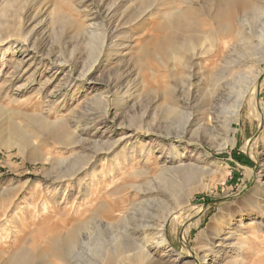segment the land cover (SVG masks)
<instances>
[{
  "label": "rangeland",
  "instance_id": "obj_1",
  "mask_svg": "<svg viewBox=\"0 0 264 264\" xmlns=\"http://www.w3.org/2000/svg\"><path fill=\"white\" fill-rule=\"evenodd\" d=\"M8 1L0 0V39H2L0 42V84L4 80L9 81L5 85L7 95L4 100H0V106L6 107L2 108V112L7 114L8 118L16 119L13 110L28 113L48 111L51 119L55 120L67 113L77 115L85 109L90 111L88 115L89 118L93 117L94 123L87 120L83 123L86 125L82 127L84 129L82 137L90 141H84L80 145L71 147L72 149L54 145L52 155L55 158L72 160L77 155L89 156V153L95 149L91 141L104 143L108 139L124 137L125 140L120 143L119 148L125 146L129 139L132 142L139 141L136 146L134 144L136 150L134 158H137L141 153L144 159H135L134 167L138 170L145 169L152 187L163 192L161 200L159 199V202L155 200L150 206L151 211L159 216L164 208H173L178 202H182L180 213L183 216L185 213L189 214L195 211L198 207L204 208L201 215L202 226L199 230L191 231L186 249L183 248L180 241L181 229L177 226L178 231H175L172 222L173 216L168 218L165 225L166 236L175 251L172 252V255H164L162 250L156 252L158 258L167 264H173L172 262L183 264L190 249L196 246L195 240L201 229L206 228L214 215L220 212L225 215L237 209H248L251 200H253V189L259 180L258 186L262 188V191L259 193L258 198H261L257 200V206L263 211L262 225L258 224L257 219L254 220L256 223L252 225L254 230L251 232L252 230H247L250 219L247 217L242 221L246 229L243 231L245 237L242 236L240 242L242 240L244 242V238H246L248 249L244 250L245 255L240 258H244L242 260L244 263L241 261V264H264V196L262 198L261 195L264 192V171L260 168L264 164V84L254 88V92L251 90L252 93L251 91L249 93L252 96L249 93L245 96L239 123H232L228 127L211 128L215 124L208 120L210 116L203 113L200 106L211 96L208 91L212 89L211 85L213 84L210 79H213L215 69L209 65L208 61H205L204 57L190 61L186 60V53L181 57L178 56L177 51L180 44L188 34L173 32L163 23L165 13L170 6L175 10L185 9L186 5L180 3L183 0H156L151 3L147 12H143L140 16H138L139 13L146 9L144 0H117L116 16L117 19L121 17L122 20L115 26L116 29L107 30L108 38L113 39L112 42L111 40L108 42L116 46L105 50L99 56L96 55V52L91 51L87 39L77 36L73 32L71 29L73 25L69 27L65 24L50 22L52 17H61L68 13L75 15L76 13L68 4L50 6L46 1L37 2L35 10L31 11L32 14L24 28L20 25V20L22 21L20 5L14 2V7L9 6ZM114 1L94 0L92 3V0H88L86 5L94 7V12L98 10L103 18ZM207 1L210 0L194 1L193 10L187 15L193 20V17L198 14V5H203ZM209 4L211 5V2L208 3V9L211 8ZM38 8L40 10L39 17L34 18L35 20L31 19ZM134 16H138V18L129 22ZM200 20H205V17H200ZM101 23L100 20H97V24ZM105 25L108 28L107 23ZM204 28L208 29L209 27ZM201 29H203L202 26ZM19 32H31V41L28 45L22 44L13 36L14 33ZM173 41L177 43L176 47L172 46ZM252 42L256 48L254 52L256 50L264 51V30L263 39L253 38ZM238 50L232 53V58L240 57L239 55L243 53L248 54L243 59L246 66L237 64L230 73L225 74L226 77L231 75L234 78L240 77L249 72V67L253 65L248 53L249 48L241 52ZM172 54H174L173 60H171ZM247 57L249 62H246ZM171 68L173 75L168 77V69ZM70 69L71 71H69ZM190 69L194 73L191 80V94L187 92V88H181L183 74ZM259 69L264 71V62ZM28 77L30 78L29 82L20 92H17L18 86ZM247 77L252 78L253 75L247 73ZM263 77L262 79H264ZM46 79H48L47 82ZM171 85L176 87L175 90L170 88ZM40 86L44 90L41 89L38 92ZM127 87L132 91L136 88L139 93L133 102L125 96H122L117 102L110 101L114 99L116 91L124 90ZM224 87H219L214 96L218 108L219 106L222 108L221 101H224V108L231 104L228 97L230 91ZM98 94L110 97V111L106 120L100 114L103 113L104 106H94ZM12 97H17L18 102H10ZM174 97L191 100L190 109L184 112L191 114L189 118L187 117L190 126H185L183 116L167 112ZM50 103H54L52 107ZM132 103H135L133 109H124V106L129 107ZM254 104L261 106L260 119L258 120H256L257 117L252 109ZM144 112V116L141 117ZM19 124L25 126L22 121ZM28 130L32 133L30 128ZM254 138L252 145L244 149V145ZM29 151L28 146L22 154H19L15 147L5 148L0 145V215L3 213L1 204L11 202L9 209L17 206L25 211L23 216L27 217L26 223L23 221L25 224H28L29 213L34 208H39L38 201L33 202V205L27 204V202H32L28 201V196L30 197V194L33 193H41L46 184L55 183L53 175L46 172L48 171L46 165L23 160L24 157L29 156ZM145 151L146 154L147 152L152 154L146 155ZM177 158L182 161L199 158L198 163L202 170L210 171L204 174L196 171L189 179L182 173L169 175L163 180L153 175L154 164H158V167H161L163 163L175 167V164L172 165L170 160ZM80 171L76 176H70L73 177L72 179L70 177L63 178L57 183L72 184L73 186V182L81 178L83 174V170ZM259 172H261L260 179H258ZM124 179L129 180L128 177ZM144 179V177H138V180L137 178L134 180L140 182ZM24 182H26V187L23 191H12V188L21 186ZM72 190L74 189L72 188ZM11 192L12 194H10ZM124 193H126L124 194L125 205L128 208H130L131 202H134L135 207L142 199L137 195L127 198V192ZM4 194L12 196L11 200L8 201ZM17 214L19 215L20 212ZM137 220L138 218L135 221ZM237 220L235 219L234 222ZM133 224L135 223L132 222ZM5 230L9 238L8 247H11L15 237L24 235V232L8 231L7 226ZM252 233L257 239H249ZM103 235L102 238L106 240L111 236L110 233L105 232ZM232 242H236V238ZM230 246L225 247V252L214 264H230L229 255L232 250ZM28 247L32 249L31 244ZM240 248L241 246L235 248L239 254L243 253ZM6 258L7 256L4 255L0 264H4L3 261Z\"/></svg>",
  "mask_w": 264,
  "mask_h": 264
},
{
  "label": "bare ground",
  "instance_id": "obj_2",
  "mask_svg": "<svg viewBox=\"0 0 264 264\" xmlns=\"http://www.w3.org/2000/svg\"><path fill=\"white\" fill-rule=\"evenodd\" d=\"M42 1H46L50 6L68 4L76 14L68 13L61 17H52L50 22L52 24H65L69 27L73 25L71 27L73 32L77 36L87 39L91 51L96 52V55L99 56L105 50L116 46L108 42L109 40L112 42L113 39L108 38L107 30L116 29L115 26L122 20L121 17L117 19L116 16L117 0L112 3L103 18H101L98 10L94 12V7L86 5L88 0ZM144 1L146 9H143L144 11L140 12L138 16L143 12L145 13L151 3L156 0ZM194 1L196 0H183L180 2L186 5L184 10H175L170 6L165 13L163 23L166 27H170L173 32L188 34L183 43L180 44L181 46L177 51L178 56L181 57L186 53V60L190 61L204 57L205 61H208L209 65L215 69L213 79H210L213 84L211 85L212 89L208 91L211 96L201 104L200 109L207 116H210L208 120L213 121L215 124L211 128L217 126L228 127L232 123H239L245 96L251 90L254 92V88L256 89L257 86L264 84V79H262L264 71L259 69L264 62V51L256 50L254 52L256 48L252 42L253 38L263 39L264 0H210L203 3V5H198V14L192 20L187 13L193 10ZM14 2L20 5L22 12L20 25L25 28L28 18L32 14L31 11L35 10L36 3L41 2V0H9L7 4L14 7ZM210 2L211 5L209 4V6L211 8L208 9L207 6ZM39 12L38 8L31 19L39 17ZM138 16H134L129 22L138 18ZM200 17H205V20H200ZM57 20L58 22H56ZM97 20L102 23L97 24ZM106 23L108 28L105 25ZM203 25L209 28L205 29ZM201 26L203 29H201ZM13 36L25 45H28L31 41V32L14 33ZM0 42H2V39H0ZM172 46L176 47L177 43L173 41ZM248 48L250 61L253 63L249 67V72L242 74L240 77L236 76L234 78L232 75L226 77L225 74L230 73L237 64L243 67L246 66L243 59L248 54L243 53L239 55L240 57L232 58V53L237 49H239L238 52H241ZM173 56L174 54H172L171 60H173ZM246 62H249L248 57ZM247 73H250L253 77H247ZM172 75L173 69H168L167 76L172 77ZM193 77L194 73L191 69L183 74L181 88H187L188 93L191 92ZM29 80L28 77L26 81L22 82L18 86L17 92H20ZM8 82V80H4L0 84V100H4L7 95L5 85ZM40 87L37 90L38 92L42 89V86ZM219 87H227L230 91L228 97L231 104L226 105L225 108L223 106L224 101H221L222 108L220 106L218 108L215 101L214 96ZM170 88L174 89L176 87L171 85ZM138 94L136 88L132 91L131 88L127 87L124 90L116 91L114 99L110 101L117 102L122 96H125L133 102L139 96ZM109 98L100 94L96 98V103H94V106H104L103 113L100 111L104 120L108 118L110 111L111 102ZM10 102L17 103V97H12ZM53 104H51V107ZM134 106L135 103H132L129 107L124 106V109H133ZM190 106L191 100L188 98L181 100L174 97L167 108V112L180 117L183 116L185 126L188 127L190 126L188 118L191 114L184 112L190 109ZM2 108L6 107L0 106V145L5 146V148L15 147L19 154H22L24 149L29 146V156L24 157L23 160L46 165L48 167L46 172L52 174L55 181L50 185L46 184L41 193H33L30 194V197L28 196V201L32 202H27V204L33 205V202H39V208H34L29 213L28 224H25L27 217H23L25 214L23 209L17 206L9 209L11 208V202L1 204L3 213L0 215V260L4 255L7 256L3 261L4 264H167L158 258L156 252L162 250L164 255H172V252L175 251L166 236L165 225L168 218L173 216L172 222L175 231H178L177 226L181 229L180 241L184 249L188 247L191 231L201 228L203 207H198L189 214L185 213L184 216L180 213L182 202L176 203L173 208H164L159 216L151 211L150 206L155 200L158 202L159 199L161 200L163 192L152 187L145 169H135V159H144L141 153L137 158H134L136 152L134 144L136 146L139 143L137 140L132 142L128 138L129 140L125 146L121 148L119 146L121 142H124V137L108 139L104 143L91 141L95 147L94 151L89 153V156H74L72 160L61 157L55 158L52 155L54 145L71 148L89 140L82 137L84 133L82 127L86 125L83 123L87 120L94 121L92 120L93 117L89 118L88 112L90 111L82 109L81 114L67 113L59 119L52 120L48 111L45 113L36 111L28 113L13 110L16 115V119H13L8 118L7 114L2 112ZM252 109L257 117L256 120L260 119L261 106L254 104ZM144 114L145 112L141 117ZM21 121L25 126L19 124ZM29 128L32 133L29 132ZM254 140L255 138L247 142L244 149L249 148ZM128 142L129 145L127 146ZM147 154L152 153L147 152ZM198 161H200L199 158H189L187 161H182L180 158L172 159L170 162L172 165L175 164V167H170L171 165L164 163L161 167L154 164L152 172L157 178L163 180L169 175L178 173L185 174L189 179L196 171L202 174L210 171L202 170ZM263 165L260 167L262 171H264ZM99 167L100 170L98 171ZM81 169L83 174L81 178L73 182V186L72 184L57 183L63 178L68 179L70 176H76ZM260 173L258 179H260ZM125 177H128L129 180H125ZM138 177H144L145 179L136 182ZM135 178H137L136 181ZM25 185L26 182L21 186L12 188V191H23ZM258 185L259 180L253 189V200H251L248 209H237L225 215L220 212L211 218L206 228L201 229L195 240L196 246L190 249L183 264H209L210 262L214 264L225 252V247L229 245L232 249L229 255L230 264H241L244 258L240 257H243L245 255L244 250L248 249V244L245 242L247 241L246 238H244V242L243 240L240 242L241 237H245L243 231L246 229L242 221L247 217L250 219L247 230H252L251 232L254 230L252 225L256 223L254 220L257 219L258 224L262 225L263 211L257 206V200L261 198H258V196L262 188ZM101 191L104 192V195L100 193ZM124 192H127V198L137 195L142 199L135 207L134 202H131L130 208H128L125 205L126 198L124 194L126 193ZM261 195L263 198L264 192ZM4 196L8 201L12 198L9 194H4ZM136 218H138L137 221H135ZM235 219H238L237 222H234ZM132 222L135 224L132 225ZM6 226L8 231L14 233L24 232L22 237H15L11 247L7 245L9 238L5 230ZM259 231H261L260 228ZM103 232L110 233V238L107 240L102 238L105 235H103ZM253 235L255 234L252 233L249 239H257ZM235 238L236 242L233 243L232 241ZM29 244H31L32 249L28 247ZM238 246H241L243 253L239 254L235 250ZM172 263L174 264V262ZM242 263L244 262L242 261Z\"/></svg>",
  "mask_w": 264,
  "mask_h": 264
},
{
  "label": "water",
  "instance_id": "obj_3",
  "mask_svg": "<svg viewBox=\"0 0 264 264\" xmlns=\"http://www.w3.org/2000/svg\"><path fill=\"white\" fill-rule=\"evenodd\" d=\"M205 207V206H204Z\"/></svg>",
  "mask_w": 264,
  "mask_h": 264
}]
</instances>
